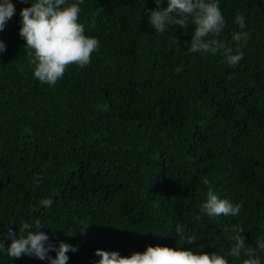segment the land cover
Listing matches in <instances>:
<instances>
[{
  "label": "trees",
  "instance_id": "16d2710c",
  "mask_svg": "<svg viewBox=\"0 0 264 264\" xmlns=\"http://www.w3.org/2000/svg\"><path fill=\"white\" fill-rule=\"evenodd\" d=\"M13 2L16 12L0 30L5 246L9 226L18 232L22 219L36 218L50 238L78 245L66 264H92L97 248L129 255L149 244L226 254L225 227L239 224L246 246L264 258V0H220L219 38L234 50V16L246 17L235 66L189 52L192 25L155 32L147 19L154 0H82L79 20L101 46L54 85L33 75L19 34L28 4ZM205 179L222 198L242 202L239 215L200 214ZM45 196L51 207L39 203ZM177 223L197 240L183 244ZM0 264L48 262L0 253Z\"/></svg>",
  "mask_w": 264,
  "mask_h": 264
},
{
  "label": "clouds",
  "instance_id": "9594fccd",
  "mask_svg": "<svg viewBox=\"0 0 264 264\" xmlns=\"http://www.w3.org/2000/svg\"><path fill=\"white\" fill-rule=\"evenodd\" d=\"M28 4L20 9L19 34L26 41L28 55L32 57L33 75L42 83L54 85L61 78L69 64L85 66L90 63L91 54L98 51L101 44L96 36L86 35L83 23L79 20L82 0H23ZM156 7L147 9V17L155 32L165 33L170 26L187 28L192 25L189 52L200 55L219 54L223 61L235 66L244 53L240 44L248 36L246 17L237 12L234 22L239 30H233L231 39L236 48L228 44L219 34L224 30L226 20L220 8V0H154ZM16 12L13 0H0V30L7 20ZM6 44L0 39V52L5 51ZM40 183L39 179L35 181ZM208 185L204 199L199 205L200 214L218 217L239 215L242 202L221 197L213 188L212 182L205 179ZM45 207H51L54 200L45 196L39 200ZM40 219H22L19 231L10 226L6 238L10 243L5 246L0 239V253L12 258L26 255L48 264H66L68 252L78 250V245L64 240L55 241L43 230ZM229 232L230 247L227 253L218 251H201L202 245L192 247H172L163 244H149L143 251H132L121 255L118 250L95 249L97 259L92 264H230L228 257L241 258L240 264H264V258L245 244L242 234L244 228L239 224L225 227ZM175 232L184 241L191 244L197 240L194 232L183 223L175 225ZM75 234V233H74ZM258 249L264 253V242H258ZM55 252V256L51 255ZM245 251L247 254L244 255Z\"/></svg>",
  "mask_w": 264,
  "mask_h": 264
}]
</instances>
